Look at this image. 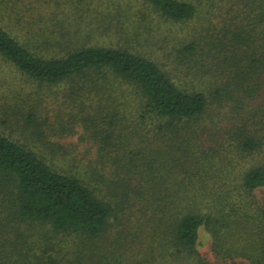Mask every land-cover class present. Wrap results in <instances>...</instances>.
<instances>
[{
	"label": "trees",
	"instance_id": "obj_1",
	"mask_svg": "<svg viewBox=\"0 0 264 264\" xmlns=\"http://www.w3.org/2000/svg\"><path fill=\"white\" fill-rule=\"evenodd\" d=\"M93 1L0 0V264H264V0Z\"/></svg>",
	"mask_w": 264,
	"mask_h": 264
},
{
	"label": "rangeland",
	"instance_id": "obj_2",
	"mask_svg": "<svg viewBox=\"0 0 264 264\" xmlns=\"http://www.w3.org/2000/svg\"><path fill=\"white\" fill-rule=\"evenodd\" d=\"M17 1L19 4V7H23L24 5H27L29 8L32 9V12L29 11L27 16H26V18H28V19H30L31 17H34V18L38 17V18H42V19L49 18L50 19L52 17V15H56L60 18H66V17L68 19L73 18V16H70V14H67V12H68L67 6L69 3V0H17ZM100 1H98V2H100ZM229 1L223 0L224 4L228 3ZM98 2L93 1L92 5L94 7H97L99 10L100 9L104 10V8L107 6V3H104V2L98 3ZM221 2H222L221 0H204L203 1V5L201 6L203 8V12H208V11L211 12V14L207 13V15H206V16H208L207 17L208 19H212V20L215 19L216 22L221 21L220 16H218V14L215 15L217 4H220ZM64 11H65L64 14H67L66 16H63ZM203 12L201 11V14L197 17L198 20L194 21L195 24L202 21L201 20L202 16L205 17V14H203ZM162 31L163 32H159L160 37L158 38L157 44L156 45L152 44V47L156 49V48H158V45L160 44L161 51L158 52V57H160L161 59H164L166 62H168V64H170L171 60L173 59V56H172L171 60H169V58H166V56L168 54H171L173 51L174 44H175V37L179 34L187 32L188 30H186L184 28H180L178 25L170 23L169 25H167V27L163 26ZM173 32H175V34ZM164 36H166V38H164ZM140 49H144V51L145 50H151L149 47L147 48V46H144L143 48H140ZM172 62H175V61L172 60ZM171 65L173 66L172 63H171ZM165 66H166V64H165ZM165 69H168V68L165 67ZM81 126H82L81 121L75 123V130L76 131L74 133H68L67 136L63 137V140L65 142L75 144L76 147H78L79 149H85L86 150V149L97 148L99 146V144H97L95 142V139L91 140V138H86V137L81 138V134L83 133V127H81ZM4 131L7 133V130H4ZM232 155L234 157L237 155L235 150L233 151ZM261 157L262 156H260V155H253L251 159L248 157L247 163H245L246 160L242 159V160H240V162H238V167L243 165V163L247 164V165H249L250 162L256 163ZM237 174H238L237 170H235L233 175H232V179ZM257 195L261 196V198H264V191L263 192L262 191L257 192ZM249 229L254 233V231H255L254 228H249ZM253 236L250 240H248V241H245V240L241 241L240 240L239 243H234L233 241L231 242V241H228L226 239L224 242V245L221 248V252L226 251L227 248H231V249L236 250V251L238 250L237 252H240V253H243V252L247 253L251 249V245H252L251 243L255 241V239H254L255 235H253ZM24 239L22 240V238H21V240H19L21 242V244L26 242V241H24ZM34 239H35V237H34ZM205 239L206 240H204V242H205L204 244L206 246V243L208 241V237H205ZM249 241H252V242L248 243ZM207 246L203 250L208 251ZM206 256L209 258V260L212 264L214 262V259H212L208 255H206ZM220 264H225V263L220 262ZM226 264H251V263H247L246 261H244L242 259L235 258L233 261H230V262L227 261Z\"/></svg>",
	"mask_w": 264,
	"mask_h": 264
}]
</instances>
